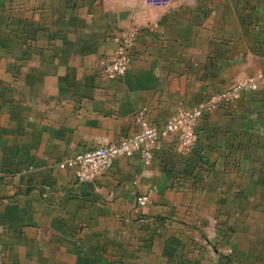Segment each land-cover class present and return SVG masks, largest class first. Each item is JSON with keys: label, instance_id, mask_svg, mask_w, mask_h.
I'll return each instance as SVG.
<instances>
[{"label": "crops", "instance_id": "0c3cea01", "mask_svg": "<svg viewBox=\"0 0 264 264\" xmlns=\"http://www.w3.org/2000/svg\"><path fill=\"white\" fill-rule=\"evenodd\" d=\"M263 70L264 0H0V264H264V82L187 155L170 135L95 182L60 167Z\"/></svg>", "mask_w": 264, "mask_h": 264}, {"label": "built area", "instance_id": "2783aa9c", "mask_svg": "<svg viewBox=\"0 0 264 264\" xmlns=\"http://www.w3.org/2000/svg\"><path fill=\"white\" fill-rule=\"evenodd\" d=\"M171 0H147L154 6H164ZM136 28L127 30L120 47L113 58L101 62L100 72L106 77H124L129 66V58L137 37ZM264 82V70L248 79L232 84L213 98L192 107L180 108L161 125L151 123L147 112L141 109L136 114L137 130L118 142L99 145L89 151L81 152L60 164L61 168L72 167L79 182H95L102 174L110 170L119 156L131 157L139 152L145 164H151L155 151L159 149L162 138L177 135L178 151L189 154L198 138V126L208 111L215 110L220 104L237 100L246 90H256ZM1 182V177H0ZM146 196L138 199L139 205H145Z\"/></svg>", "mask_w": 264, "mask_h": 264}]
</instances>
